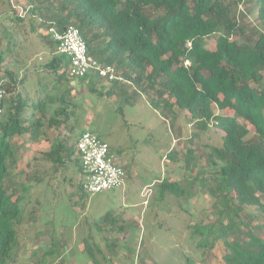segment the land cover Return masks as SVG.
I'll return each mask as SVG.
<instances>
[{"label":"trees","instance_id":"obj_1","mask_svg":"<svg viewBox=\"0 0 264 264\" xmlns=\"http://www.w3.org/2000/svg\"><path fill=\"white\" fill-rule=\"evenodd\" d=\"M26 1L32 14L40 12L42 28L48 32L41 37L54 56L44 70L54 72L56 80H72L68 77L70 58L56 54L58 43L51 30L62 33L76 27L89 55L115 69L120 80L112 84L120 87L119 94H125V86L133 87L134 94L146 96L161 114L183 112L196 129L207 131L211 126L219 131L221 146L208 154V162L217 168L212 177L216 181L201 177L213 188V212L218 218L212 225H195L206 230L203 234H215V239L199 242V231L192 237L203 253L221 245L224 264H264V228L249 212L248 219L241 218L246 209L264 215V0ZM240 6L257 14L259 32L249 29ZM3 15L16 23L21 21L15 10ZM213 36L217 37L215 50L206 43ZM0 80L6 81L8 92L5 114L0 118V264H9L17 227L24 219V195L30 189L24 184L26 172L15 167L18 145L12 139L24 137L31 144L49 141V130L59 129L70 119L67 99L74 90L51 91L37 103L19 94L10 99L20 80L8 70L1 51ZM80 81L87 82L91 92H97L98 86L109 96L117 92L114 86H102L104 80L96 74ZM66 142L53 138L49 149L42 152L44 158L55 170L71 162L81 170L75 156L77 140ZM192 155L188 150V167ZM9 167L16 169V183ZM19 175L24 178L18 180ZM181 187L177 181L163 179L160 202ZM78 188L83 191L82 184ZM119 230L126 231L123 227ZM49 253L56 254L54 260H62L55 246ZM92 260L98 264L96 257ZM138 264L146 263L141 259ZM187 264L195 262L187 258Z\"/></svg>","mask_w":264,"mask_h":264},{"label":"rangeland","instance_id":"obj_2","mask_svg":"<svg viewBox=\"0 0 264 264\" xmlns=\"http://www.w3.org/2000/svg\"><path fill=\"white\" fill-rule=\"evenodd\" d=\"M2 1L0 15L15 10L21 16L19 23L0 16V51L10 73L20 80L9 98L19 94L37 103L51 91L74 90L67 99L70 119L59 129L49 130V141L31 144L24 137L12 139L18 145L15 167L26 172L24 184L30 189L24 195V219L17 227L9 264H96L94 257L98 264H138L141 259L146 264H187V258L195 264H224L221 245L203 253L192 237L199 231V242L215 239V234H203L206 230L195 225H212L218 218L207 180L216 181L212 177L217 168L208 162V154L221 146L219 131L211 126L207 131L196 129L183 112L161 114L130 86L121 95L119 86L105 80L102 86H114L118 92L109 96L99 86L97 92L89 91L87 82L56 80L54 72L44 70L54 54L42 40L41 35L48 32L42 28L40 12L32 14L26 0ZM239 11L245 12L250 30L259 29L256 13L245 6ZM216 40V36L207 38V47L215 50ZM85 130L107 142L115 160L124 164L127 178L123 187L88 195L78 188L82 176L75 163L55 170L44 158L42 152L49 149L53 138L70 144ZM188 150L193 152L190 167L186 165ZM9 168L14 170L15 182L16 169ZM23 178L18 176V180ZM165 178L183 187L160 202V183ZM246 212L257 216V225L264 228V215L246 209L242 219H248ZM119 227L126 231L120 233ZM52 244L60 250L62 260L49 255Z\"/></svg>","mask_w":264,"mask_h":264},{"label":"built area","instance_id":"obj_3","mask_svg":"<svg viewBox=\"0 0 264 264\" xmlns=\"http://www.w3.org/2000/svg\"><path fill=\"white\" fill-rule=\"evenodd\" d=\"M58 43L56 54L70 58L68 77L80 80L96 74L108 82L119 79L115 69L103 66L88 53L86 43L76 27L66 28L62 33L51 30ZM8 97L6 81L0 80V118L5 114V102ZM76 153L80 160L82 189L88 195H95L123 187L127 172L123 165L115 160L110 145L95 133L83 131L76 143Z\"/></svg>","mask_w":264,"mask_h":264},{"label":"crops","instance_id":"obj_4","mask_svg":"<svg viewBox=\"0 0 264 264\" xmlns=\"http://www.w3.org/2000/svg\"><path fill=\"white\" fill-rule=\"evenodd\" d=\"M70 82H71V83H73V82H75V81H72V80H71ZM73 84H74V83H73ZM120 164H121V163H120ZM121 165H123V166H124V164H121ZM124 167H125V166H124Z\"/></svg>","mask_w":264,"mask_h":264},{"label":"clouds","instance_id":"obj_5","mask_svg":"<svg viewBox=\"0 0 264 264\" xmlns=\"http://www.w3.org/2000/svg\"><path fill=\"white\" fill-rule=\"evenodd\" d=\"M119 78V77H118ZM81 80V79H80ZM104 80V79H103ZM120 80V79H119ZM73 81V80H72ZM79 81V80H78ZM105 81V80H104ZM112 82V81H111ZM77 154V153H76ZM78 156V155H77ZM80 161V160H79ZM80 165V164H79Z\"/></svg>","mask_w":264,"mask_h":264}]
</instances>
